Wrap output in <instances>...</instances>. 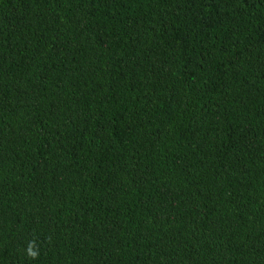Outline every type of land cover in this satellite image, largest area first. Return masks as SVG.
Wrapping results in <instances>:
<instances>
[{
	"label": "trees",
	"instance_id": "16d2710c",
	"mask_svg": "<svg viewBox=\"0 0 264 264\" xmlns=\"http://www.w3.org/2000/svg\"><path fill=\"white\" fill-rule=\"evenodd\" d=\"M0 264H264V0H0Z\"/></svg>",
	"mask_w": 264,
	"mask_h": 264
}]
</instances>
